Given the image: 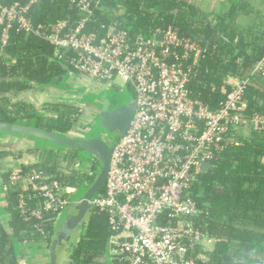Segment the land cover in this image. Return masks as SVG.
<instances>
[{"label":"trees","instance_id":"trees-1","mask_svg":"<svg viewBox=\"0 0 264 264\" xmlns=\"http://www.w3.org/2000/svg\"><path fill=\"white\" fill-rule=\"evenodd\" d=\"M87 1L90 15L84 24L85 31L101 38L114 23L132 38L171 26L180 36L195 41L202 48L187 83L191 98L215 109L232 88L230 78L247 80L244 111L250 116L254 113L264 115V81H255L259 74L252 73L264 55L262 23L255 22L242 30L230 21L225 23L223 18L212 23L194 0ZM0 2L6 6L27 3L26 0ZM81 16L71 0H38L25 12L32 28L40 26V31L46 34L57 21L65 20L74 26ZM55 51L56 48L39 35L11 29L9 43L0 51V121L34 119L36 126L82 136L86 132L82 130L85 122L94 117L83 107V102L44 96H37L35 102L32 95L36 89L64 90L67 78L85 85L91 92L103 89L97 80L71 77L69 73L74 74V71L66 66V58L58 59L54 55ZM59 52L65 56L72 55L69 50ZM130 90L127 89L125 94L127 99L133 96ZM40 112L44 119L38 114ZM45 112L54 115L48 116ZM11 139L25 145L23 148L17 146L16 152L38 155L36 164L21 167L22 175L42 171L58 179L67 194L85 187L89 171H98L97 160L84 151L70 150L72 153L68 157L58 149L35 147L32 142ZM1 146L0 160L11 155L10 150L3 149L8 146ZM77 156L81 167H70ZM62 161L67 164L69 174L61 172ZM9 175L10 172L0 175L7 187L6 209L9 215L6 223L0 220V264H19L23 257L18 245L44 243L47 246L56 215L42 208L39 219L28 217L29 211L38 203L43 206L44 199L35 197L36 193L29 186L24 189L20 185H11ZM200 181L203 213L195 219V226L214 240V246L210 251L197 248L194 255L203 252L206 256L204 260L197 259L199 264H264V129L254 131L250 128L245 135L231 139L217 151L208 170L202 172ZM102 192L101 188L98 193ZM20 194L25 195L23 214L16 209ZM110 234L108 214L92 208L72 238L62 264H120L111 260L107 253Z\"/></svg>","mask_w":264,"mask_h":264},{"label":"built area","instance_id":"built-area-1","mask_svg":"<svg viewBox=\"0 0 264 264\" xmlns=\"http://www.w3.org/2000/svg\"><path fill=\"white\" fill-rule=\"evenodd\" d=\"M26 1V5L10 6L0 2V51L9 43L13 28L36 34L56 48L58 59L66 58V66L74 73L99 81L103 89L129 84L133 91V117L113 147L103 192L91 200L92 208L108 214L110 259L120 264H199L197 259L206 256L194 255L197 248L208 251L205 244L214 245L195 226L203 213L201 165L206 162L210 167L217 151L234 137L250 128L264 129L263 114L250 116L244 111L247 80L237 79L225 100L211 109L191 98L187 89L202 48L171 26L131 38L113 23L98 38L84 28L90 15L88 1L71 0L82 14L77 23L57 21L46 34L40 26L33 29L25 17L38 0ZM157 33L162 34L161 41ZM63 49L72 55L60 53ZM252 73L264 77V55ZM82 89L87 92V87ZM58 150L62 155L70 153ZM75 162L80 164L78 156ZM96 173H87L85 186ZM9 182L24 189L29 186L35 197L44 199L43 206L38 203L28 217L39 219L44 208L55 213L56 221L72 202L65 186L42 171L22 175L12 169ZM25 205V195L20 194L17 211L23 214Z\"/></svg>","mask_w":264,"mask_h":264},{"label":"water","instance_id":"water-1","mask_svg":"<svg viewBox=\"0 0 264 264\" xmlns=\"http://www.w3.org/2000/svg\"><path fill=\"white\" fill-rule=\"evenodd\" d=\"M156 39L161 41L162 34L157 33ZM74 93L84 102L85 109L94 115V125L82 136H72L31 124L0 121V135L56 149L84 151L97 160L99 168L95 177L83 189L73 193L72 202L54 223L47 246L48 264L63 263L72 238L92 210L91 200L103 187L113 147L124 135L136 108L135 102L125 97L124 90L114 84L92 94L82 88L76 89ZM208 168L206 162L201 165L202 172Z\"/></svg>","mask_w":264,"mask_h":264},{"label":"crops","instance_id":"crops-1","mask_svg":"<svg viewBox=\"0 0 264 264\" xmlns=\"http://www.w3.org/2000/svg\"><path fill=\"white\" fill-rule=\"evenodd\" d=\"M194 3L201 10V12L206 15L207 19L212 21V23H215V20L219 18H223L226 21L225 23L229 24L230 21L233 25H235L236 28L241 30L253 26L255 22H260L264 25V0H194ZM198 59L199 57L197 58V61ZM69 75H74V77L81 76L91 80L89 77L78 73H70ZM236 81V78L229 79V83L231 84L235 83ZM255 81L263 83L264 77L258 75L256 76ZM72 83H74V80L67 78L64 82V87L67 88V86ZM74 84H78L77 86H85L79 83ZM63 93L64 92L58 88H50L47 90L36 89L32 92V95L34 96V101L36 102L37 96L56 99L59 98L60 94ZM36 144L37 143H34L33 145L36 147ZM37 162L38 155L36 154H30L26 151L18 153L12 150L11 155H8L0 160V175L9 173L12 169L21 170V167H29L36 164ZM3 186L4 183L0 177V220L4 224L7 222L9 215L6 209V190ZM73 193H71V195H73ZM47 246L44 243L25 244L21 247L18 245L23 257L21 260H19V264H48ZM213 246L214 245H212L211 249ZM68 249L65 253L63 262L67 258ZM211 249H209V251Z\"/></svg>","mask_w":264,"mask_h":264},{"label":"rangeland","instance_id":"rangeland-1","mask_svg":"<svg viewBox=\"0 0 264 264\" xmlns=\"http://www.w3.org/2000/svg\"><path fill=\"white\" fill-rule=\"evenodd\" d=\"M118 81V83H119V85H122V81L121 80H117ZM74 83H72V84H70L69 86H67V88H65L64 90H61V91H63L64 93L63 94H60V97H59V99L58 98H56V99H58V100H61V101H63L64 99H68L69 101H73V102H75V103H82L83 101H81V99L79 98V97H77L76 96V94L74 93V91L77 89V88H83V87H86V86H77L78 84H74ZM125 87H123L122 89L124 90V94H126V92H127V89H128V91L131 89H129V84H125L124 85ZM86 91L88 92V93H90V94H92L91 93V90H87L86 89ZM130 92L133 94V91H132V89L130 90ZM134 96V95H133ZM133 96L131 97V99L133 98ZM48 99V98H47ZM87 101H88V99H87ZM83 105H84V102H83ZM84 108H85V106H83ZM46 113V112H45ZM39 115H41L40 117H43V113L42 112H40V113H38ZM45 115H48V116H51V115H54V114H51V113H46ZM81 118V117H80ZM43 119H44V117H43ZM82 119V118H81ZM83 120V119H82ZM16 122H19V123H25V124H31V125H36V123H34L35 122V120L34 119H32V120H18V121H16ZM94 123H95V121H94V117H93V119H91V120H88V121H86L85 122V126H84V128L82 129L83 131H86V132H89L90 131V129H91V127L94 125ZM1 145H3V146H8V148H3V149H8V150H13L14 152H16L17 151V146H22V148H23V146L25 147V145H23V144H21V142L20 141H13L11 138H9L8 136H6V135H0V146ZM3 146H1V147H3ZM36 146L37 147H43V145L42 144H36ZM44 147H46V146H44ZM15 149V150H14ZM26 149V148H25ZM32 149V148H31ZM54 149H56V148H54ZM70 153H72V152H70ZM69 156H71V154H68V157ZM77 164H76V162L75 161H73V164L72 165H70V167H74V168H76V167H81V164H79L78 163V166H76ZM60 170H61V172L62 173H64V174H69V171H68V169H67V164L64 162V161H62L61 162V168H60ZM83 189V188H82ZM79 190H81V188H79L78 189V191ZM205 242H207V241H205ZM207 243H209V244H205V249H207V250H209V249H211V247H212V244H210V242H207Z\"/></svg>","mask_w":264,"mask_h":264},{"label":"flooded vegetation","instance_id":"flooded-vegetation-1","mask_svg":"<svg viewBox=\"0 0 264 264\" xmlns=\"http://www.w3.org/2000/svg\"><path fill=\"white\" fill-rule=\"evenodd\" d=\"M129 88H131V87L129 86Z\"/></svg>","mask_w":264,"mask_h":264}]
</instances>
